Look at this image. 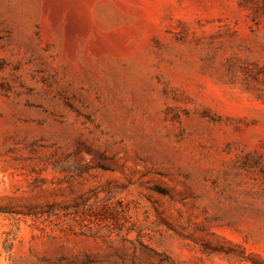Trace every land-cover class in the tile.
<instances>
[{"label":"rangeland","instance_id":"374dc122","mask_svg":"<svg viewBox=\"0 0 264 264\" xmlns=\"http://www.w3.org/2000/svg\"><path fill=\"white\" fill-rule=\"evenodd\" d=\"M0 264H264V0H0Z\"/></svg>","mask_w":264,"mask_h":264}]
</instances>
